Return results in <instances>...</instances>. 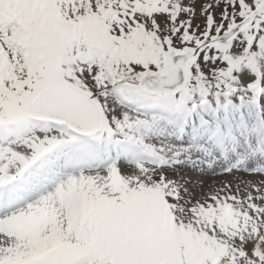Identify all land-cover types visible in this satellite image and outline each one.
<instances>
[{
    "label": "snow or ice",
    "instance_id": "snow-or-ice-1",
    "mask_svg": "<svg viewBox=\"0 0 264 264\" xmlns=\"http://www.w3.org/2000/svg\"><path fill=\"white\" fill-rule=\"evenodd\" d=\"M0 264H264V0H0Z\"/></svg>",
    "mask_w": 264,
    "mask_h": 264
}]
</instances>
